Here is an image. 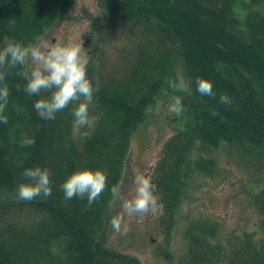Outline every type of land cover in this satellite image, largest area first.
<instances>
[{
    "label": "rangeland",
    "instance_id": "1",
    "mask_svg": "<svg viewBox=\"0 0 264 264\" xmlns=\"http://www.w3.org/2000/svg\"><path fill=\"white\" fill-rule=\"evenodd\" d=\"M103 1L71 0L67 12L33 45L74 42L82 46V55L93 68L88 77L96 90L89 113L98 118L95 126H75V103L56 114L53 163L62 177L68 178L72 158L81 165L73 172L108 171L111 156L118 162L113 186L125 198L134 189L137 172L156 185L157 209L143 220L131 219L126 235L109 225L120 211V201L111 193L91 244L92 251L100 254L95 264H264V152L222 143L210 146L196 135L200 131L215 137L218 132L214 135L210 129L212 118L205 121L194 115L200 105L192 101L176 41L179 32L165 28L164 21L159 23L163 31L153 25L160 18L174 19L172 5L161 12L146 9L149 22H145L135 19L143 15L141 11L127 17L114 13L119 8L101 12ZM231 6L239 28L264 23L257 19H264V0H232ZM102 17H109L110 23H103ZM101 66L107 77L111 72L104 86ZM146 92L153 97L142 105ZM173 97H180L185 108L179 116L168 112ZM29 117L36 128L30 111ZM10 199L0 197V202ZM7 213L0 230L5 228L13 237L12 228L28 226L32 220L20 223L35 219L19 210ZM66 246L62 238L51 246V264L73 263L62 255ZM83 254L73 264H89Z\"/></svg>",
    "mask_w": 264,
    "mask_h": 264
},
{
    "label": "trees",
    "instance_id": "2",
    "mask_svg": "<svg viewBox=\"0 0 264 264\" xmlns=\"http://www.w3.org/2000/svg\"><path fill=\"white\" fill-rule=\"evenodd\" d=\"M70 1L0 0V47H3L5 36L23 45H34L36 38L43 35L53 22L59 20L67 12ZM231 2L232 0H105L102 9L106 12L111 7L119 8L113 11L117 16L122 15L123 17L135 16L138 11H141L143 15H136L135 19L149 22L146 16L147 10L161 12L172 5L177 13L174 15V19L160 18L153 25L163 31L159 23L164 21L165 28L179 32V35H176V41L179 43V49L185 62L186 79L191 95L194 96L192 101H194L195 106L200 105L194 110V115L201 116L205 121L212 118L210 129L214 131V135L218 132L215 137L200 131L196 135L203 143L210 146H218L219 143H222L227 145L238 144L254 150L262 149L264 148V105L262 104L264 102V92H262L264 81H261L248 70L242 69V73L239 74L241 81L243 84L248 81L256 83L259 93L263 97L257 93L254 95L255 99L260 100V102H256L251 107L252 104L241 95L240 100L238 97H234L231 105L220 104L218 102L220 94L226 93L211 77V66H216L215 69H227V67L223 63L218 64L212 61L213 59L209 56L219 54L231 60L234 58L232 55L235 52L231 53L226 48L224 51L216 49L213 46L216 37L208 34L206 28L198 21V16H203L201 19L204 20L217 16L221 19L225 16L228 26L239 38L242 40L250 39L251 27L247 25L245 29L238 27L240 21L234 16ZM199 10L202 12V16H197ZM257 19L264 21L261 17ZM187 30L195 34L196 37L202 34L199 40L204 37L201 41L205 42L203 46L205 50H203V56L201 55L200 58H195L191 54ZM261 68L264 69L263 60L260 64ZM19 71L21 69L18 67L6 77L10 94L4 115L7 116L9 123L7 125L0 124V197L4 199L7 195L11 196L10 200L0 202V223L6 220L9 214L7 212L10 210L25 209L27 210V218L32 215L35 219H26L25 222L20 223L27 224L31 223L32 220V224L28 226L17 230L12 228L10 231L15 232L14 237L8 233L3 236H8L5 241L15 247L8 246L7 252H0V264H51L53 260L51 246L61 238L67 240L63 256L76 263L81 259L82 251L86 250L87 254H83L84 257L87 256L89 264H95L100 254L92 251L91 244L97 230L99 231L101 228L103 211L108 207L110 189L115 182V175L118 173V162L110 156L113 161H108L109 169L108 171L104 170L108 177V188L91 208L88 207L86 198L83 200L73 198L66 204L63 203V192L60 185L66 179L62 177L54 165L52 151L57 136L58 121L57 118L53 121L42 120L37 115L34 102L40 97L28 96L23 91L26 81L17 74ZM197 78L211 81L216 93L214 98L201 96L197 92ZM236 87L240 92H244L242 84L237 83ZM152 97L153 93L146 92L142 96V105L149 102ZM125 108L128 109L129 106L125 105ZM200 109L203 110L202 113ZM29 111L35 116L36 128L29 121ZM24 137L34 139L35 144L22 146L21 142ZM37 165L50 170L52 194L47 198L38 197L30 202L20 200L17 186L26 182L22 172L26 168ZM80 166L72 158L69 162L70 173L68 177ZM111 173L114 175L112 178H110ZM16 202L19 206L21 205V208H15ZM9 204L12 206H6ZM31 249H33V253ZM98 263L100 262L98 261Z\"/></svg>",
    "mask_w": 264,
    "mask_h": 264
},
{
    "label": "clouds",
    "instance_id": "3",
    "mask_svg": "<svg viewBox=\"0 0 264 264\" xmlns=\"http://www.w3.org/2000/svg\"><path fill=\"white\" fill-rule=\"evenodd\" d=\"M87 64V57L82 55V46L74 42L70 41L62 46L36 47L23 45L5 36L3 47H0V124L9 123L4 115L10 94L6 77L19 67L21 71L17 74L26 81L23 91L28 96L40 97L34 102V109L42 120H55L58 112L75 103L77 106L72 110L75 126L82 129L93 128L98 118L90 115L89 107L93 103L96 89L88 77ZM196 90L201 96H216L211 81L207 79L197 78ZM219 103L231 105L232 99L227 94H221ZM184 111L181 98L173 97L168 105L169 114L179 116ZM21 144L32 146L35 140L24 138ZM22 176L26 182L17 186L20 200L30 202L52 194L51 172L48 168L38 165L29 167L24 169ZM60 188L63 203L66 204L73 198H86L87 205L91 208L108 188L107 173L101 169L83 168L66 178ZM110 191L113 198L120 201V211L109 220L111 229L117 234L126 235L131 219L143 220L158 207L156 185L142 172L135 174L134 189L127 198L121 195L120 189L115 185Z\"/></svg>",
    "mask_w": 264,
    "mask_h": 264
},
{
    "label": "bare ground",
    "instance_id": "4",
    "mask_svg": "<svg viewBox=\"0 0 264 264\" xmlns=\"http://www.w3.org/2000/svg\"><path fill=\"white\" fill-rule=\"evenodd\" d=\"M198 15H203L200 10L197 12V16ZM198 17V21L206 28L207 33L216 37L213 41V46L216 49L224 51V48H226L231 53L235 52L232 55L234 58L231 60L225 56H220L219 54H213L212 56H209L213 59L212 61L217 62L218 64L223 63L227 67V69H215L216 66H211V77L216 83L219 84L220 87H222V89L225 90L224 92L228 94L231 99L238 97V100H240L242 95L252 104L251 107H253L256 102H260V100L255 99L254 95L255 93L260 94L258 87L254 81H248L243 84L239 74L242 73V69H245L259 78L261 81H264V69H260V64L262 60L264 61V23L255 22L250 28L251 38L248 40H242L233 32L231 27L228 26L225 16L221 19L217 16L216 18L212 17L211 19L205 20L201 19L203 16ZM187 34L189 37L188 40L190 42L189 46L191 54L195 58H200L201 55L203 56V50H205L203 48L205 42L201 41L204 37L199 40L202 34L201 36L196 37L195 34L188 32V30ZM237 83L243 85V93L237 89ZM262 92H264V89ZM260 96L263 97L261 94ZM262 104L264 105V102H262ZM14 205L15 208H21V205L19 206L18 202H16ZM19 212L25 213L27 210L20 209ZM52 223L54 222L52 221ZM7 233L8 231L5 228L0 230V252H7L9 250L8 246L15 247L14 245L5 241V238L8 236H3H5ZM31 252H34L33 249H31Z\"/></svg>",
    "mask_w": 264,
    "mask_h": 264
}]
</instances>
